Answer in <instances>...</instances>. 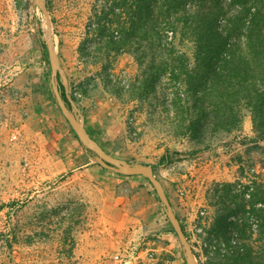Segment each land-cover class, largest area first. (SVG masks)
Listing matches in <instances>:
<instances>
[{
    "label": "rangeland",
    "instance_id": "rangeland-1",
    "mask_svg": "<svg viewBox=\"0 0 264 264\" xmlns=\"http://www.w3.org/2000/svg\"><path fill=\"white\" fill-rule=\"evenodd\" d=\"M213 1L181 0L170 25ZM45 3L87 129L110 155L153 166L199 264H248L226 258L242 250L228 223L257 232L263 220L264 203L253 211L250 195L264 189V141H254L248 109L238 131L211 133L204 119L193 128L198 114L179 66L176 78L156 33L131 34L138 13L151 9V19L164 21L167 2ZM44 27L31 0H0V264H185L150 182L89 159L51 98ZM179 30L163 31L164 40L198 70L196 44ZM107 34L119 45L107 46ZM247 242L264 248L259 234Z\"/></svg>",
    "mask_w": 264,
    "mask_h": 264
},
{
    "label": "trees",
    "instance_id": "trees-1",
    "mask_svg": "<svg viewBox=\"0 0 264 264\" xmlns=\"http://www.w3.org/2000/svg\"><path fill=\"white\" fill-rule=\"evenodd\" d=\"M165 1L172 12L164 13V21L151 19V9L144 14L138 13L136 25L139 26L132 29L131 34L145 38L149 36V31L156 33L157 43L167 48L168 57L176 63L171 69L176 78L179 74L174 69L179 66L180 72L186 78L187 90H191L194 99L193 109L198 114L193 128L198 131L199 121L204 119L211 133L238 131L241 112L248 109L255 134L254 141H264V0H223L225 5L221 4L222 0H214L215 7L207 11L186 13L182 10L174 21L183 25H170L169 21V16L181 8V0ZM219 17L223 18L222 22H219ZM178 28L181 40L196 44L200 64L198 70L190 67L185 53L174 50L172 42L164 40L167 35L163 31L175 34ZM107 35V46L119 45L120 40H114L110 34ZM171 38L173 40L175 36ZM40 44L44 45L42 42ZM58 85L66 100L62 84ZM50 96L53 99L51 92ZM66 103L68 104L67 100ZM88 132L96 140L89 130ZM163 162L162 156L159 164ZM250 198V207L255 211V203H264V189L258 187L251 193ZM240 201L239 204L245 206L244 200ZM229 209L234 210L232 207ZM228 224L232 227V233L235 232L242 250L235 246L236 250L233 255L226 256L227 260L232 263L238 259L248 264H264V248L261 252H256L247 242L251 234L264 236V217L257 232H248L246 223L230 221ZM181 226L184 230L182 224Z\"/></svg>",
    "mask_w": 264,
    "mask_h": 264
},
{
    "label": "water",
    "instance_id": "water-1",
    "mask_svg": "<svg viewBox=\"0 0 264 264\" xmlns=\"http://www.w3.org/2000/svg\"><path fill=\"white\" fill-rule=\"evenodd\" d=\"M31 1L33 5L40 10L45 20L42 40L47 52L49 90L53 97V101L75 133L80 145L87 153L89 159L97 163L100 167L116 174L125 176L140 175L147 179L162 205L169 224L178 238L185 264H199L192 246L182 229L181 223L172 208L165 189L154 173L152 165L110 155L98 141L89 134L85 126L83 114L80 112L73 98L68 94L67 77L62 70L55 49L51 19L45 0ZM59 83H61L64 88L65 98L68 104L59 90Z\"/></svg>",
    "mask_w": 264,
    "mask_h": 264
}]
</instances>
